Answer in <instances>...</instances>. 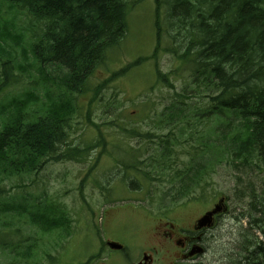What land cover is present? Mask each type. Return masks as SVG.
I'll return each instance as SVG.
<instances>
[{"label": "trees", "instance_id": "16d2710c", "mask_svg": "<svg viewBox=\"0 0 264 264\" xmlns=\"http://www.w3.org/2000/svg\"><path fill=\"white\" fill-rule=\"evenodd\" d=\"M166 2L169 11L162 16L159 8L166 7ZM131 3L135 5L126 0H0V95L19 83L14 75L21 65L19 54L33 68L18 72L37 71L44 87L40 89L42 97L32 93L12 96L0 106V183L36 176L47 164L67 159L84 165L92 156V173L100 160L99 165L108 168L121 165L123 172L140 173L149 183L166 181L171 185L167 193L173 195H186L191 186L199 188L195 179L201 169L223 160L241 175L255 172L264 176V0H155L156 21H152L151 30L155 42L148 59L152 62L148 71L153 81H143L147 82V89L133 102L134 111L124 116V127L116 126L131 138L134 146L125 147L115 132L106 134L104 127L108 125L103 122L101 131L100 125L94 126L96 133L85 150L72 147L69 136L75 116L84 107L89 108L92 97L109 83L147 62V57L136 56L118 66L124 67L112 70L103 83L90 84V77L107 61L109 51L126 36ZM179 14L182 20L189 14H194L195 19L183 22L188 30L180 28L185 36L177 46L163 47L159 15L169 30ZM24 43L29 44L27 52H23ZM161 54L170 55L175 62L167 73L158 67ZM172 72L180 75L181 85L188 83L192 86L190 92L206 102L203 114L208 121L216 120L228 127L212 129L197 149L198 160H190L184 168L173 162L174 144L168 136L158 137L148 123L147 94L159 86L174 88ZM131 114L136 122L147 123L148 127L141 130L135 126ZM160 114L165 122L156 116L152 122L165 127L186 118L183 110L174 106L169 113ZM184 133L193 140L195 127L192 133L182 127L181 134ZM200 188L204 190V186ZM247 196L253 201L242 216L264 230V185L260 193L251 190ZM57 203L43 198L10 210L26 218L28 229L35 228L43 234L61 231L67 237L70 218ZM3 208L4 205L0 215ZM7 246L0 237V247ZM251 253L258 257V264H264V243L257 253ZM31 254L30 249L28 255ZM250 259L254 260L252 256Z\"/></svg>", "mask_w": 264, "mask_h": 264}, {"label": "rangeland", "instance_id": "374dc122", "mask_svg": "<svg viewBox=\"0 0 264 264\" xmlns=\"http://www.w3.org/2000/svg\"><path fill=\"white\" fill-rule=\"evenodd\" d=\"M126 1L131 2V0ZM138 1L135 0L137 3L134 6L132 3L129 4L130 8H133L128 17L129 27L126 36L116 48L110 50L107 61L105 60L90 77V84L99 85L103 83L112 74L113 69L121 64H127L131 58L136 56L147 57V62L143 63L139 69L131 71L127 77L111 82L101 93L92 97L89 108L84 107L81 114L75 116L72 122L74 130L70 132L69 142L81 149H85V145L96 133L94 126L100 125L101 131L103 122L108 125V128L104 127L106 134L115 132L118 141L124 144L125 147L134 146L131 138L122 134L116 126L124 127V116L134 111L133 102L140 98L138 95L142 94L139 92L145 91L147 82L153 81L152 78H149L148 71L151 70L149 64H152V62L148 59L153 52L155 42L153 31H151L152 21H156L154 0ZM159 11L163 16L165 7L162 6ZM159 21L163 23L161 28L162 46L165 47L168 44L167 33L170 31L166 29L167 24L164 23L160 15ZM23 47V52H27L26 44ZM24 58L25 56L19 54L18 62L21 65L14 71V75L17 76L19 81L18 85L0 95V103H5L10 97L19 96L25 91H35L39 96H42L40 90L42 89V80L37 71L18 72L33 68L31 64H25ZM158 67L162 72L167 73L175 67V62L169 56L161 54L158 57ZM145 79H148V81L143 82ZM171 82L174 85L173 90L165 86H159L152 93L147 94L148 123L156 131L164 128L165 125L152 122V117L156 116L159 119L160 113L172 104L175 94L179 92L181 78L178 74L172 72ZM186 90H190V87H186ZM190 114L195 115L199 112H191ZM117 117H120L121 121H114ZM131 120L141 130L148 127L147 123L136 122L132 114ZM189 123L195 127V137L204 135L213 126L212 122L201 119L194 120L191 118ZM183 126L184 124L175 122L166 128L165 133H174V137L178 139L179 143L175 148L176 153L180 155L181 161L186 163L194 155L192 147L200 148V145L194 140H190L186 134L182 135L180 133ZM225 130H228V128ZM94 159L95 156H92L89 162L84 165L79 162L48 164L38 171L36 176H25L21 180L15 181L12 179L0 183V208L4 205V212L0 215V237L9 244L7 247H0V264H27L28 262H34V264H83L89 256L97 251L96 248L101 239L105 240L112 236L116 239L119 234L123 233L121 229L116 228V223L112 225L113 215L123 214V217H125L124 232H129L131 228L137 229L139 226H143V223L137 220L140 216L135 214L133 210H147L151 215L156 213L157 194L152 195L153 204H150L148 197L143 201L142 191L129 185L130 189L128 186L119 183L120 181L129 183L123 170V174H119L120 169H110L106 165H99L100 160L98 165H94L95 172L88 179V174L93 171L91 165ZM177 165L181 164L177 163ZM218 165L211 174V186L206 191L208 198L211 199L217 194L229 198V207L233 216L246 211L245 203L248 198H242V202L238 204L235 199L241 197L235 196L236 193L240 190L246 193L250 188L256 189L257 193H260L264 185V176H260L255 172L253 174L247 172L246 176H242V183H239L234 176L237 174L228 169V164L224 160ZM132 177L138 185L146 187V183L142 179L136 176ZM83 181L84 184L81 187ZM166 186L164 184V190ZM80 191L85 203L82 200ZM107 191H110V193L106 197L105 204ZM43 198L58 201L69 216L71 219L69 236L66 237L61 231L43 234L35 228L28 229L26 218L20 216L17 211L7 209L22 205L25 201L34 202ZM170 198L175 200L173 196ZM252 201L248 202L251 203ZM94 206L100 207L93 208ZM196 209L197 206L194 205L186 216L188 218H185V224L189 223L195 216ZM142 219L147 221L146 218ZM234 221L232 216H230V221L224 218L221 220V227L217 229V235L213 234L212 239L214 240L210 245L209 254L204 258V264H215L218 260H224L227 264H235L234 254L238 246L248 249L255 246V242L251 239L252 232L248 228L250 225L248 223H235ZM234 225H239L242 229L238 239H235ZM151 234L152 230L149 228L140 231L139 236L140 240L143 241L142 245L147 243ZM30 249L32 254L28 255ZM222 255L225 256V259L221 258ZM118 256V252L106 250L105 255L101 256L99 260L93 261L92 264H122ZM105 257H108V259L104 261L103 258ZM257 258L254 255L253 261L256 264H258Z\"/></svg>", "mask_w": 264, "mask_h": 264}, {"label": "flooded vegetation", "instance_id": "af4514ba", "mask_svg": "<svg viewBox=\"0 0 264 264\" xmlns=\"http://www.w3.org/2000/svg\"><path fill=\"white\" fill-rule=\"evenodd\" d=\"M225 213H227V208L209 218L210 224L199 226H197L196 219L190 226L176 227L172 224L159 223L154 228L155 232L152 231L150 239L143 245V242L135 240L133 234L121 233L119 239L123 242L124 247L119 251L121 255L119 261L122 264H204V258L209 254L210 245L214 240L212 239L213 234L217 235V229L221 227V220ZM116 218L114 217V219ZM233 228L236 232L235 239L240 238L241 227L234 225ZM248 228L252 232L251 239L255 242V246L250 249L238 246L234 254L235 264H256L253 259H250L251 256L254 258V255L249 253L250 251L257 253L258 243L256 242L255 228L252 226ZM108 243L118 244L120 242L108 238L105 245L107 246ZM237 254L239 255L237 256ZM224 257V255L221 256L222 259H225ZM225 262L218 260L215 264H227Z\"/></svg>", "mask_w": 264, "mask_h": 264}, {"label": "bare ground", "instance_id": "6f19581e", "mask_svg": "<svg viewBox=\"0 0 264 264\" xmlns=\"http://www.w3.org/2000/svg\"><path fill=\"white\" fill-rule=\"evenodd\" d=\"M203 220V222H206V220L204 218L201 219V221Z\"/></svg>", "mask_w": 264, "mask_h": 264}, {"label": "water", "instance_id": "95a60500", "mask_svg": "<svg viewBox=\"0 0 264 264\" xmlns=\"http://www.w3.org/2000/svg\"><path fill=\"white\" fill-rule=\"evenodd\" d=\"M115 248H119V247H115Z\"/></svg>", "mask_w": 264, "mask_h": 264}]
</instances>
